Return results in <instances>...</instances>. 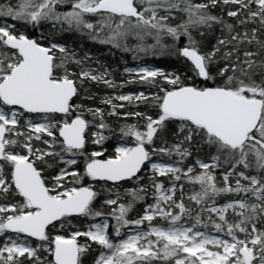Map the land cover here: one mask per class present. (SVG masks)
<instances>
[{
	"label": "snow or ice",
	"instance_id": "snow-or-ice-1",
	"mask_svg": "<svg viewBox=\"0 0 264 264\" xmlns=\"http://www.w3.org/2000/svg\"><path fill=\"white\" fill-rule=\"evenodd\" d=\"M0 264H264V0H0Z\"/></svg>",
	"mask_w": 264,
	"mask_h": 264
},
{
	"label": "trees",
	"instance_id": "trees-1",
	"mask_svg": "<svg viewBox=\"0 0 264 264\" xmlns=\"http://www.w3.org/2000/svg\"><path fill=\"white\" fill-rule=\"evenodd\" d=\"M65 39L69 44H74L77 47H80L82 51H90L95 56L99 57L101 62L109 64L113 69L116 70L117 80L122 78V69L125 66L124 61H127V66L134 67L138 61L134 62L130 54H123L119 51L113 50L112 53L109 52L106 46H101L98 44H93L86 39H82L79 36L71 35L66 36ZM147 64L150 66H159L165 68V70H171L172 68L178 67L175 61L171 57H161L156 58H147ZM100 90L103 91V86L100 87ZM138 85H127L122 91L127 93L131 91H138Z\"/></svg>",
	"mask_w": 264,
	"mask_h": 264
},
{
	"label": "rangeland",
	"instance_id": "rangeland-1",
	"mask_svg": "<svg viewBox=\"0 0 264 264\" xmlns=\"http://www.w3.org/2000/svg\"><path fill=\"white\" fill-rule=\"evenodd\" d=\"M150 66V65H149Z\"/></svg>",
	"mask_w": 264,
	"mask_h": 264
}]
</instances>
